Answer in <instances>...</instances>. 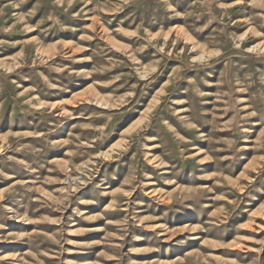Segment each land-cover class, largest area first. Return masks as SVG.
<instances>
[{
	"label": "rangeland",
	"instance_id": "374dc122",
	"mask_svg": "<svg viewBox=\"0 0 264 264\" xmlns=\"http://www.w3.org/2000/svg\"><path fill=\"white\" fill-rule=\"evenodd\" d=\"M0 264H264V0H0Z\"/></svg>",
	"mask_w": 264,
	"mask_h": 264
},
{
	"label": "clouds",
	"instance_id": "9594fccd",
	"mask_svg": "<svg viewBox=\"0 0 264 264\" xmlns=\"http://www.w3.org/2000/svg\"><path fill=\"white\" fill-rule=\"evenodd\" d=\"M170 7V5H169ZM199 95H204L203 93H198ZM235 105H233L234 107ZM192 127H195V125H192ZM227 144L229 145V147L231 146L232 142L231 141H228Z\"/></svg>",
	"mask_w": 264,
	"mask_h": 264
}]
</instances>
